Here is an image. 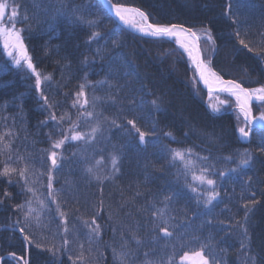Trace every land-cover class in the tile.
I'll return each mask as SVG.
<instances>
[{"label":"trees","instance_id":"trees-1","mask_svg":"<svg viewBox=\"0 0 264 264\" xmlns=\"http://www.w3.org/2000/svg\"><path fill=\"white\" fill-rule=\"evenodd\" d=\"M111 1L141 9L153 24L194 29L219 76L264 86V0ZM15 2L42 83L37 89L35 73L11 63L0 39V171L5 163L18 170L27 165L24 177L0 175V260L16 259L2 264H121L123 251L129 252L124 264H185V253L201 248L209 264H253V258L264 264V130L241 139L239 128L249 125L228 95L221 96L229 104L211 113L208 93L176 40L130 32L98 0ZM93 32L100 35L90 39ZM80 85L84 96L77 101ZM253 112H264V102L254 103ZM73 125L76 132L98 130L94 138L68 139L53 149L74 134ZM139 133H147L143 141ZM245 153L252 160L238 167ZM213 192L219 195L206 203ZM157 209L164 210L161 227L171 236L154 229ZM21 227L43 247L25 241Z\"/></svg>","mask_w":264,"mask_h":264},{"label":"snow or ice","instance_id":"snow-or-ice-1","mask_svg":"<svg viewBox=\"0 0 264 264\" xmlns=\"http://www.w3.org/2000/svg\"><path fill=\"white\" fill-rule=\"evenodd\" d=\"M113 7H114L115 13L119 17V19L125 21L126 23H133V21L128 16L125 15L126 13L133 12V13L138 14L139 17L141 18V22L136 23L135 26L138 27L141 31L146 32L147 34H150L153 36H161V37H163V36L183 37L185 34H187L188 36H191L192 40H193V46L192 47H190L188 44L184 43L183 39H181L180 42H181L182 46L187 49L189 56H191L193 61L196 63V67L200 72L201 78L204 79V82L206 84L209 83V76L216 77V78L220 79L221 82H224L222 80V78L218 77L217 74L215 72H213L208 67V65L205 64V62L201 59L200 49H199L198 45L195 44V41H198L200 39V37L196 36L195 32H192L190 29H186L183 25H177V24L160 25V24L147 23L148 14L141 11L140 9L127 8L123 5H115ZM9 10H10L11 14H10V16L7 17V19L12 26H11V28H9L4 23L0 22V35L5 37V41H4L5 47L10 49L8 51V55L10 57H12L14 63L16 65H21V61H24L27 68L30 69L32 73H35V77H36L35 87L37 89H39L40 85L42 83L41 76H40V73L36 71L35 65L32 63V58L28 55L27 48L24 44L23 36L21 35V33L25 29H23V28L17 29L15 27V22H16L18 15H19V6L16 5L15 3H9L8 0H4V2H0V21H3L5 19L6 13H8ZM27 19H28L27 15H24V16L20 17V22L24 23L27 21ZM75 19L77 21H80V20H83V17L77 16V17H75ZM84 22H86L88 24L94 23V21H84ZM99 35L100 34L98 32H93L90 39H93ZM205 35H206V39H208V40L212 39L211 36L207 35V32L205 33ZM236 35L239 36V32H237ZM239 43L241 45H245V41L243 39H241L239 41ZM245 47H247V45H245ZM193 48H195V55H193ZM250 50H254V49H250ZM13 52L17 53V55H13ZM44 79L51 80V76H47ZM225 83L231 85V87L228 89V91L233 92V94H235L237 96L238 101L242 100V102L240 104V108H241V111L244 113L245 120L246 121L258 120L259 122H261L262 126H264V112H262L258 118L250 115V112H251L250 102H251L252 98L255 97L257 100L264 101V86H261L258 89H244L242 85L236 83L235 81H226ZM80 87H81V91L76 94L77 95V101H79L80 97L84 96V92H83L84 85H80ZM41 96L45 100V102H47V97L43 96V92H41ZM74 103H76V102H74ZM83 103L84 104L88 103L86 98L84 99ZM152 103L155 104L156 101H152ZM49 107H50V105H49ZM87 115L92 116V113L88 112ZM52 118L55 119L54 116ZM129 123L133 124V126H134V121H130ZM75 127H76V125H73L72 131L74 132V134L70 137L64 136L63 139L55 141L52 145L53 149H59L64 144V141L68 140V139L80 140V139H84L86 136L88 138H94V135L98 130V127H93L91 129L90 133H81V132H76ZM137 131L139 132L138 129H137ZM250 131H251V129L246 131L245 128H243V127L239 128V132L244 137L249 136ZM146 135H147V133H139L140 140L143 141ZM3 139H4V137L0 136V141H3ZM4 148H10V144H5ZM2 151H3V149H0V152H2ZM261 151H264V148H262ZM175 157H179L181 160H183L184 154L181 152H176ZM9 159H11V157H9ZM18 159H23V158L18 157ZM50 159H51L52 167L55 168L57 166V163H58V153L55 150L50 152ZM251 160H252L251 153H245V155L241 157L239 164H238V167L248 165L251 162ZM116 163H117V158L113 157V167L116 171H119V169L115 167ZM26 170H27V165H25V168L23 170H18L16 168H12V167L8 166V164L5 163L2 171H0V175L10 176L12 173H17L19 176L24 177ZM87 171L89 173H92L93 169L88 168ZM232 171H235V169H233ZM94 178L99 181L101 179H107L108 177L101 178L100 176H94ZM197 179H200L202 182L205 181L204 176L198 177ZM206 182L209 185L215 184V181H213V180H207ZM49 187H50V185H49ZM29 191H33V190L29 189ZM4 195L7 197V196H10V193L5 192ZM218 195H219L218 192L211 193L209 195L206 203L210 204L212 202V200H214ZM168 199H170V197H165V200H168ZM251 204L254 206L256 204V201L255 200L251 201ZM16 207L21 208L23 206L17 205ZM244 207L248 211L251 210V208H249V205H247V204ZM31 214H32V210L29 208V211L25 213V222H26V226H28V227L32 226L31 224L27 223ZM60 215L64 216L65 214L61 212ZM153 217L155 218V220L159 221V223L154 224V226H153L154 229L159 230V231H163L165 235L171 236L172 233L169 232L167 226L161 227V225H167V220L165 219L164 210L163 209H157L153 213ZM246 218H247V216L245 217V219ZM35 219H36V223L38 225L40 223L39 216L37 215V217ZM19 223H20V221H16V224H19ZM92 223H93L92 231L98 233L99 232V225L95 224L94 219H93ZM19 231L21 234L24 235L25 241H27L29 244H35V246L37 248L43 247L42 244L36 243V241L32 238L31 235H28L27 233H25V228L21 227L19 229ZM64 231L67 232V228H65ZM244 231L246 232L247 229H245ZM121 236H123L122 233H121ZM132 238L136 241L137 244L140 243V240H139V238L136 237L135 233L132 234ZM65 243H67V241H65ZM82 247L83 246L81 245V248ZM121 247L127 248V241H125L121 245ZM114 252H115V249H114ZM128 255H129V252H127V251H123L120 253L121 264H124V261L127 259ZM193 255L201 258L200 264H209L208 258L203 255V248H201L200 251L195 252ZM188 257H189V254L185 253V255L181 259H188ZM80 258L82 259L83 257L81 256ZM21 259H23V258H21ZM24 264H28V261L25 260ZM253 264H255L254 258H253Z\"/></svg>","mask_w":264,"mask_h":264},{"label":"water","instance_id":"water-1","mask_svg":"<svg viewBox=\"0 0 264 264\" xmlns=\"http://www.w3.org/2000/svg\"><path fill=\"white\" fill-rule=\"evenodd\" d=\"M101 5L104 7V9L109 13V15L118 23L120 24L122 27H124L125 29L129 30L130 32L136 34V35H139V36H142V37H146V38H151V39H169V40H174V39H177V37H169V36H153V35H150V34H147L146 32L144 31H141L139 28H136L134 26H132L130 23H126L125 21L119 19V17L116 15L115 13V10L112 8V5L110 3L109 0H98ZM130 7V6H128ZM148 23H151L150 20L148 19ZM152 24V23H151ZM177 25H183V24H180V23H175ZM186 29H190L192 32H195L196 36L200 37V35L192 28H189L185 25H183ZM186 38L189 39V42L191 44V47L193 46V40H192V37L191 36H188L187 34L184 35ZM195 44L198 45L199 49H200V53H201V59L205 62V64H207V62L205 61L204 57H203V51H202V40H201V37L198 41H195ZM193 55H195V48H193ZM191 57V56H190ZM191 61H192V64H193V67L195 68V71H196V75H197V78H198V81L201 85V87L208 93V94H226L227 93V90H228V86L227 85H221V86H211L209 85L208 83L206 84L204 82V79L201 78L200 76V72L199 70L197 69L196 67V63L193 61L192 57H191ZM223 79V78H222ZM225 82L226 81H235L236 83L240 84L243 86L244 89H250V88H247L245 87L242 83L236 81V80H232V79H223ZM256 102V98L253 97L251 102H250V109H251V112H250V115L253 116V117H256L254 115V112H253V107H254V103ZM238 110L241 111V108L240 106L238 107ZM245 117V116H244ZM258 118V117H257ZM247 124L249 125L251 131H250V134L249 136L247 137H244L240 132H239V137L241 139H246V140H249L252 136V132L253 130L255 129H263L264 130V126H262L261 122H259L258 120H249V121H246ZM5 258H9V259H13L14 258V255L13 254H7L5 255L3 259ZM2 260H1V263L2 264Z\"/></svg>","mask_w":264,"mask_h":264},{"label":"rangeland","instance_id":"rangeland-1","mask_svg":"<svg viewBox=\"0 0 264 264\" xmlns=\"http://www.w3.org/2000/svg\"><path fill=\"white\" fill-rule=\"evenodd\" d=\"M0 2H4V0H0ZM8 2L9 3H15L16 4V2H15V0H8ZM10 14H11V12H10V10H9V12L8 13H6V17H5V19L3 20V21H0V22H2V23H4L5 25H7L9 28H11V24L9 23V21H8V19H7V17L8 16H10ZM18 17H17V19H16V22H15V27L17 28V29H20V27H18ZM21 35H22V33H21ZM0 39H1V43H2V45H3V47H4V49H5V52H6V54H7V57L9 58V60L11 61V63L13 64V65H15V66H17V67H20V68H27V66H26V64H25V62L24 61H21V65H16L15 63H14V61H13V59H12V57H10L9 55H8V51L10 50V49H8V48H6L5 47V43H4V41H5V37L4 36H2V35H0ZM189 46H190V43L188 42L187 43ZM184 50H186L187 51V49L186 48H183ZM187 53H188V51H187ZM13 55H17V53H15V52H13ZM29 55V54H28ZM28 69V68H27ZM30 70V69H29ZM31 71V70H30ZM237 103H238V107L240 106V104H241V101L239 100H237V98H235V97H232ZM259 102H264V101H260L259 100ZM207 104H208V107L209 108H211V109H213V110H218V109H223L225 106H227L228 104H229V102L224 98V97H222L221 95H214V96H212V97H210L208 100H207ZM242 114L244 115V113L242 112ZM260 115H258L257 117H259ZM4 257V256H3ZM2 257V258H3ZM200 257H197V256H195V255H193V254H189V257H188V259H182L181 261L183 262V263H185V264H200ZM2 260V259H1ZM1 260H0V262H1Z\"/></svg>","mask_w":264,"mask_h":264},{"label":"bare ground","instance_id":"bare-ground-1","mask_svg":"<svg viewBox=\"0 0 264 264\" xmlns=\"http://www.w3.org/2000/svg\"><path fill=\"white\" fill-rule=\"evenodd\" d=\"M109 1H110L111 5H112V8L114 9L113 6H115V5H117V4H114L111 0H109ZM125 7H127V8H135V7H128V6H125ZM135 9H139V8H135ZM141 11H142V10H141ZM125 15L128 16V17L133 21V23H130V24H131L132 26H134V27H136V26H135L136 23H140V22H141V18H140L139 15L136 14V13L129 12V13H126ZM147 23H148V21H147ZM136 28H138V27H136ZM181 39H183L184 43H186V44L189 42V39L186 38L185 36H183V37H177L176 42H178V44L180 45V47H183L182 44H181V42H180ZM189 43H190V42H189ZM183 48H185V47H183ZM207 65H208V64H207ZM208 67H209L213 72H215V71L211 68L210 65H208ZM215 73H216V72H215ZM216 74H217V73H216ZM217 76L220 77L219 75H217ZM220 78H221V77H220ZM222 80H223V79H222ZM223 81H224V80H223ZM208 84L211 85V86L227 85V86H228V89L231 87V85L225 83V81H224V82H221L220 79H218V78H216V77H212V76H209V83H208ZM227 94L230 95L231 97H235V98H237V96H236L235 94H233V92H231V91H228V90H227ZM240 101L242 102V100H240Z\"/></svg>","mask_w":264,"mask_h":264}]
</instances>
